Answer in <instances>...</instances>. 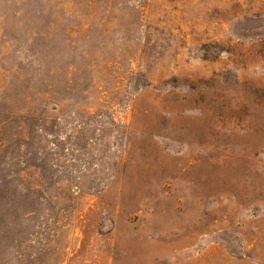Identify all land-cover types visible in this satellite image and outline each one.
I'll list each match as a JSON object with an SVG mask.
<instances>
[{
    "label": "rangeland",
    "instance_id": "1",
    "mask_svg": "<svg viewBox=\"0 0 264 264\" xmlns=\"http://www.w3.org/2000/svg\"><path fill=\"white\" fill-rule=\"evenodd\" d=\"M0 264H264V0H0Z\"/></svg>",
    "mask_w": 264,
    "mask_h": 264
}]
</instances>
